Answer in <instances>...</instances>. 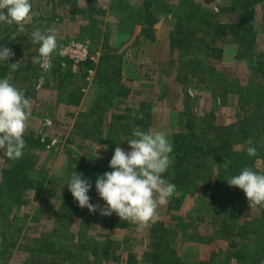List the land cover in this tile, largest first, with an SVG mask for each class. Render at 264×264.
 <instances>
[{
  "label": "rangeland",
  "instance_id": "374dc122",
  "mask_svg": "<svg viewBox=\"0 0 264 264\" xmlns=\"http://www.w3.org/2000/svg\"><path fill=\"white\" fill-rule=\"evenodd\" d=\"M111 1L94 0V7L101 11L97 18L103 23L99 28L110 33L109 44L112 49L116 50L115 54L120 59V70L122 67L124 68L123 61H128V65L124 69V76L120 73L119 82L127 90L128 97H114L101 119H97L96 115L84 118L79 114V112L84 113L92 109L96 97L104 92L100 86L104 79L101 80L100 85L94 83V71L89 81L86 78L83 80L78 73L76 76L75 85L84 87L83 106L78 109L64 105L66 85L69 80L63 78L62 74L69 60L60 57L59 50L72 42L86 43L89 55L98 59L102 45V41L97 40L95 35L92 37L94 40L90 35L88 36L86 29L89 28V25L82 15L72 16L69 13L73 0H30L32 10L29 18L24 22L23 31H20L19 26L15 23L0 22V46L8 47L13 52H22L23 57L18 63L23 67L35 65L32 58L38 55L39 47L35 46L30 39L35 29H51L52 33L57 35L60 46L51 56V67L45 71L39 65L41 72L35 73L33 81H23V76L27 74L26 71L11 70L7 76L10 82L30 100L31 107L25 133H33L44 145L31 151L33 188L26 195L28 206L20 211L21 214L18 217L21 220L17 227L20 229L18 235V244L20 243V245L13 249L12 256L6 264H25L28 249L36 245L32 243L33 239L38 238L41 234L42 236L52 235V243L57 239V237L54 239L56 234H58V238L63 235L64 237L60 240L66 247H71L77 238L82 241L93 239L102 245L108 240H112L114 241L112 246L115 248L114 256L117 260L102 264H126L129 254L136 255L138 264H148L143 261V254L147 251L150 243L149 235L152 226L157 227L159 223H163L166 232L174 238H170L172 241L170 248L176 251L181 263L236 264L233 252H240L253 242V239H250L252 233L249 223L254 219L257 220L259 209L257 206L251 208L247 204L238 218H225L221 224L212 223L213 210L202 196L203 184L201 180H204L206 184L212 182L216 169L214 161L202 162L203 165L196 171L199 173L196 181L177 194L180 204L176 208L169 209L167 205L158 208L159 219L143 227L130 221H126V226L122 227V220L116 221L117 226L112 227L110 225L111 216H102L99 212L93 214L86 211V213H82L83 215L81 214V217H78L73 206L76 202L63 216L59 212L61 205L70 200V196L65 191V182L68 179L66 178V165L69 154L72 159L75 157L106 159L113 156L114 150L109 145L112 136L107 127L111 114H121L126 107L137 109L140 104H148L150 110L147 112L148 126L145 131H163L172 142L175 135L184 131L183 88H185L192 110L197 117H201L205 111H213L216 118L215 124L228 128L236 125L242 116L238 108L237 95L228 94L225 98H221L218 88L209 82L208 77H204L208 83L202 82L199 78L189 77L184 83L185 87L177 81L176 76L180 70V63L177 61L178 51L171 49L169 35L167 40L170 49L164 51L157 63L151 60L155 54L153 52L156 50H153V47L159 44V21L171 17L175 23L172 13L163 14L164 16L153 27L156 37L154 41L140 35L139 27L133 29L131 38L138 33V38L141 39L138 43L146 44V53L144 54L143 49L142 52L140 51V46L137 50L125 48V44L117 46L119 42L116 30L117 15L111 9ZM177 1L164 0V3L167 6H173ZM83 2V0H77V6L84 7ZM195 2L212 14L220 16L222 22L228 23L236 20L235 13L227 10L231 0H195ZM262 14L263 11L260 12L255 6L257 36L253 57L237 61L234 45L218 43V47L225 49L223 58L220 61L211 62L216 65L215 67L219 71L230 68L231 72L241 80L240 83L251 77L255 82L264 85V77L257 73L253 75L249 69L251 65L254 66L257 60L264 63ZM208 30L210 33L211 29L208 28ZM20 35H25L27 41L22 40ZM30 44L33 45L30 47ZM27 45L29 49L24 50ZM106 52H111V49ZM139 53H141V57H138ZM145 56L149 58L146 63L142 64ZM204 61L206 66H211L206 60ZM15 62L12 60V63ZM38 81L41 82L39 88H37ZM70 84L72 83L70 82ZM174 86L175 89L178 87L180 91L170 99L168 97L170 91H176ZM105 107L103 103L100 110H104ZM208 132H204L207 137L213 136V133ZM122 134L126 138L127 132L122 131ZM131 138L133 137L126 138L122 143L124 145L122 148L125 151L131 150L127 143V139ZM236 148L241 149L243 146ZM2 154H4V150H0V172L5 165ZM259 167L261 168L260 164ZM38 173L46 178L41 180L43 186L35 195L36 184L39 183ZM49 178L52 181L51 185H47ZM90 203L103 205L105 202L93 200ZM35 212L39 214L34 215ZM48 216L49 218H47ZM80 220L85 223H80ZM130 240L132 242L129 243ZM123 244L126 245L122 246ZM228 251L229 253H227ZM83 256L84 254L79 258L80 262L78 261L76 264L84 262ZM90 260L92 262V258Z\"/></svg>",
  "mask_w": 264,
  "mask_h": 264
},
{
  "label": "trees",
  "instance_id": "16d2710c",
  "mask_svg": "<svg viewBox=\"0 0 264 264\" xmlns=\"http://www.w3.org/2000/svg\"><path fill=\"white\" fill-rule=\"evenodd\" d=\"M83 1L84 7L80 8L77 6V0H73L69 13L72 16H83L90 28L86 29L88 36L90 35L94 40L92 37L95 35L97 40L102 41L101 52L96 62L87 60L78 64L76 70H73L72 62L67 61L62 74L63 78L69 80L66 85L64 105L70 107L80 105L84 97V87L75 85L77 73L85 80L88 71L93 70L94 83L100 85L101 80L104 79L100 85L104 92L96 97L92 109L84 113L79 112V114L84 118L96 115L97 119H101L113 98L128 97V92L119 83L121 78L120 59L115 54L116 50L110 47V33L99 28L103 23L97 18L101 11L94 7V0ZM58 6L60 7V4ZM255 6L260 12L263 11L261 21L264 32V0H231L227 10L235 13L236 20L228 23L222 22L220 16L205 10L195 0H178L173 6H167L164 0H135V6L130 4V0L111 1V9L117 15L118 47L130 41L135 27L140 28V35L154 41L156 37L153 27L164 16L163 14L172 13L175 23L169 34V42L171 49L178 51L177 61L180 63V70L176 76L177 81L185 87L184 83L189 77L199 78L205 83L208 82L204 77H208L209 82L218 88L221 98H225L228 94L237 95L238 108L242 116L236 125L223 128L215 124L216 118L213 111H205L201 117H197L192 110L189 95L183 88L184 131L173 137L174 149L170 155L174 158V164L164 174L165 179L176 185V191L167 204L169 209H174L180 204L177 194L196 181L199 174L196 171L201 168L202 162H215L216 169L212 182L206 184L204 180H201L203 184L202 196L213 210L211 218L213 224H221L225 218H238L243 213L245 206L249 204L243 190L228 185L226 182L228 178L238 175L244 167H251L258 174H264V85L255 82L251 77L240 83L241 80L231 72L230 68L219 71L216 69V65L211 63L223 58V49L217 46L218 43L234 45L237 61L254 56L257 36ZM208 28L211 29L210 33ZM20 38L27 41L25 35H20ZM31 45L33 44H30V47ZM34 45L39 47L38 44ZM28 49V45L24 47V50ZM109 49L111 52H106ZM21 57H23L22 52L15 51L11 59L5 62L0 61V79L10 74L9 65L12 60L19 62ZM204 60L211 66H206ZM250 67L253 75L257 73L264 77L263 61L257 60L254 66ZM17 71H26L27 74L23 76V81L31 82L35 73L41 72V69L38 64L29 65V67L19 64ZM105 84L106 86H104ZM213 89L216 90V88ZM23 95L25 96V94ZM103 103L106 107L104 110H100ZM149 110L150 105L140 104L137 109L126 107L121 114L109 116L107 127L112 136L109 145L113 150L118 145L124 147L122 143L126 138L132 137L134 129L147 130L146 119ZM141 113L143 114L142 119L138 118ZM122 131L127 132L126 138ZM205 131L213 133V136L207 137ZM24 139L27 147L24 149L22 158L11 160L7 158L5 152L2 154L5 165L0 172V264H6L12 256L13 249L20 245V243L18 244L20 229L17 227L21 220L18 217L21 214L20 211L28 206L26 195L33 188L31 151L44 145L33 133H24ZM248 140H251L257 149L258 155L255 157H250L247 154ZM237 146H243V148L237 149ZM111 158L112 156L106 159L96 157L87 159L75 157L72 159L69 154L66 178L69 179L74 171L77 174L82 173L92 183V188L88 193L90 202L93 200L102 201L96 192L95 181L99 175L112 171L109 167ZM40 174L36 175L39 183L36 184L37 187L35 186V195L43 186L41 180L46 178ZM68 179L65 182V191L70 196V200L61 205L59 212L62 216L76 202L66 185ZM51 184L52 181L49 178L47 185ZM73 206L78 217L89 211L87 208L79 207L78 202ZM257 208L259 209L257 220L254 219L249 223L252 233L250 239H253V242L242 251L233 252L236 264H264V207L257 206ZM38 214L34 213V215ZM120 220L119 216L113 213L110 225L116 227V221ZM122 222V227H125L126 221ZM80 223L85 222L80 220ZM56 237L57 239H55ZM63 237L61 235L58 238V234H56L54 243L51 240L52 235L42 236L41 234L38 238L33 239L32 243L36 245L28 249L25 264H76L78 261L80 262L79 258L82 254H84L82 264H102L117 260L114 256L115 248L112 246L114 243L112 240H108L102 245L93 239L82 241L77 238L71 247H66L60 240ZM149 237V246L143 254L144 262L148 264H183L179 261L176 251L170 248L172 244L170 238L173 237H170L166 232L163 223L157 224V227L152 226ZM126 264H138L136 255L129 254Z\"/></svg>",
  "mask_w": 264,
  "mask_h": 264
},
{
  "label": "clouds",
  "instance_id": "9594fccd",
  "mask_svg": "<svg viewBox=\"0 0 264 264\" xmlns=\"http://www.w3.org/2000/svg\"><path fill=\"white\" fill-rule=\"evenodd\" d=\"M135 6V0H130ZM32 10L30 0H0V22L17 24L24 30V22ZM32 43L38 44V55L32 62L47 71L51 67V56L59 49L57 35L51 29H35ZM14 52L0 46V61H7ZM11 70L19 68V63H11ZM30 100L5 77L0 79V150L7 158L18 160L27 147L24 139L29 119ZM135 115V113H133ZM140 119L143 114L139 115ZM131 139H127L130 151L117 146L109 162L110 172L99 175L95 181L98 196L103 205L90 203L89 191L92 183L83 174L75 171L67 180L68 190L81 208L102 216L115 213L122 221L136 223L143 227L159 219L158 208L166 206L176 191V185L164 178V174L174 164L170 155L174 145L163 131H143L134 129ZM248 156L258 155L251 140L247 141ZM228 185L243 190L250 207H264V174H258L251 167H244L238 175L226 180Z\"/></svg>",
  "mask_w": 264,
  "mask_h": 264
},
{
  "label": "crops",
  "instance_id": "0c3cea01",
  "mask_svg": "<svg viewBox=\"0 0 264 264\" xmlns=\"http://www.w3.org/2000/svg\"><path fill=\"white\" fill-rule=\"evenodd\" d=\"M58 4V3H57ZM76 16V15H75ZM159 32H160V38H159V44H156L154 47H153V50H155L153 53H155L154 54V56H153V59H151L153 62H155V63H157L160 59H161V57H162V54L164 53V51L165 50H169L170 48H169V46H168V35H169V33H170V31L172 30V28L174 27L173 25H174V21H173V19L171 18V17H168V18H163V19H161L160 21H159ZM31 38L30 39H32V35L30 36ZM141 39L140 38H138V33L136 34V35H134V37H132L131 39H130V41L128 42V43H126L125 44V48H134V49H138V46H140V51L142 52V49H143V51H144V54L146 53L145 52V43H138L139 41H140ZM167 41V42H166ZM223 49V55H224V52H225V49L224 48H222ZM152 50V51H153ZM146 51H148V50H146ZM139 52V51H138ZM141 55V53H139V55H138V57H141L140 56ZM143 56V55H142ZM149 57L148 56H145L144 58H143V60L142 59H139V60H142V64H144V63H146L147 62V59H148ZM169 59V58H168ZM123 65H124V68L122 67V70H121V75L122 76H124V69L127 67V65H128V61L126 62H124L123 61ZM177 87V86H176ZM174 89H175V86H174ZM176 91H174V92H171L170 91V94H169V98L170 99H172V97L174 96V95H176L179 91H180V89L177 87L176 89H175ZM179 95V94H178ZM84 97H85V95H84ZM84 97L82 98V100H81V103H80V105L79 106H77V108L78 109H80L82 106H83V103H84ZM68 107H70V106H68ZM73 108V107H72ZM76 108V107H75ZM130 242H132V240H130L129 241V243ZM126 244H128V243H126ZM126 244H123L122 246H124V245H126ZM123 261L125 262V259L123 258Z\"/></svg>",
  "mask_w": 264,
  "mask_h": 264
},
{
  "label": "built area",
  "instance_id": "2783aa9c",
  "mask_svg": "<svg viewBox=\"0 0 264 264\" xmlns=\"http://www.w3.org/2000/svg\"><path fill=\"white\" fill-rule=\"evenodd\" d=\"M59 55L63 59H68L73 63V69L80 63L87 61L88 59L92 62H96L97 57L90 56L88 53V46L86 43L80 42H72L67 46H64L62 49L59 50ZM93 75V70H89L86 80L89 81ZM41 86V82L38 81L37 88Z\"/></svg>",
  "mask_w": 264,
  "mask_h": 264
}]
</instances>
